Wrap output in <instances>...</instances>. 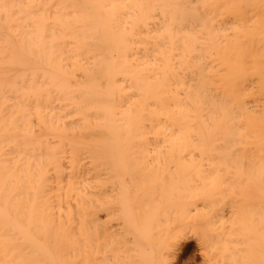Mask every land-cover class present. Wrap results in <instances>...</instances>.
I'll return each mask as SVG.
<instances>
[{
  "label": "bare ground",
  "instance_id": "bare-ground-1",
  "mask_svg": "<svg viewBox=\"0 0 264 264\" xmlns=\"http://www.w3.org/2000/svg\"><path fill=\"white\" fill-rule=\"evenodd\" d=\"M188 239L264 264V0H0V264Z\"/></svg>",
  "mask_w": 264,
  "mask_h": 264
},
{
  "label": "rangeland",
  "instance_id": "rangeland-1",
  "mask_svg": "<svg viewBox=\"0 0 264 264\" xmlns=\"http://www.w3.org/2000/svg\"><path fill=\"white\" fill-rule=\"evenodd\" d=\"M189 240V239H188ZM192 239H190L189 241H186L185 243H184V245H183V248H184V251H182L181 252V254L179 253V255L176 257V261L178 262V260L179 261H182V260H180V259H178V257L179 258H182L183 259V263L182 262H178V264L179 263H182V264H201L200 263V259H201V256H200V254H198V252L200 253V251H196L197 249H199V247H198V245L196 244V242H193V243H195V244H193V243H190V242H192L191 241ZM194 241V240H193ZM186 246H189V247H186ZM189 248V249H188ZM187 251H186V250ZM189 250V251H188ZM193 250V251H192ZM189 254V255H188ZM186 255H188V257L186 256ZM181 256V257H180ZM187 257V259H186V257ZM183 257H185V259H186V261L184 260V258ZM195 260V261H194ZM176 261L174 260V262H175V264H176ZM185 261V262H184ZM199 262V263H198ZM174 264V263H173Z\"/></svg>",
  "mask_w": 264,
  "mask_h": 264
}]
</instances>
